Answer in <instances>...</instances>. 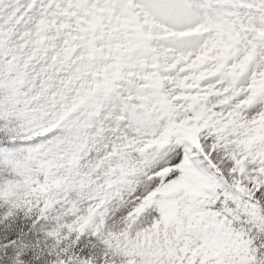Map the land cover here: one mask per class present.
I'll return each instance as SVG.
<instances>
[{
  "label": "snow or ice",
  "instance_id": "1",
  "mask_svg": "<svg viewBox=\"0 0 264 264\" xmlns=\"http://www.w3.org/2000/svg\"><path fill=\"white\" fill-rule=\"evenodd\" d=\"M0 264H264V0H0Z\"/></svg>",
  "mask_w": 264,
  "mask_h": 264
}]
</instances>
